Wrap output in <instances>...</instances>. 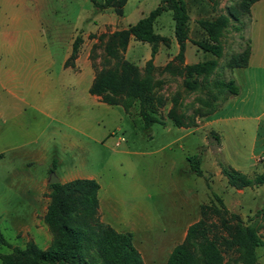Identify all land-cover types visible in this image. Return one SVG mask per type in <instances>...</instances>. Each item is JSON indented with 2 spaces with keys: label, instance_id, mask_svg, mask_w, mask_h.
Wrapping results in <instances>:
<instances>
[{
  "label": "crops",
  "instance_id": "obj_1",
  "mask_svg": "<svg viewBox=\"0 0 264 264\" xmlns=\"http://www.w3.org/2000/svg\"><path fill=\"white\" fill-rule=\"evenodd\" d=\"M45 1L0 0V167L6 162L12 166L11 162L19 159L30 172L23 171L20 175L11 167V176L28 179L24 187V192L28 194L25 197L26 218L19 220L20 227L16 231L23 242L19 247L28 240L40 244V249L47 248L50 243L51 234L43 222V215L49 202L47 175L52 169L60 182L74 178L96 180L99 184V220L116 231L131 233L133 246L139 252L142 264H165L172 248L185 237L187 227L199 219V205L210 199L206 186L203 197L197 193L196 175L189 171L186 159L189 152H200L201 164L205 155L211 152L210 146L213 143L215 145V140L209 135L212 130L219 137L216 148L220 157L224 150H228V138L235 136L247 147L243 152L245 156L237 154L236 159L249 165L245 163L241 167L229 164L242 173H246L245 168L264 153V49L255 53L254 42L249 39L247 64L227 70L226 78L234 80L238 93L229 96L216 109L205 110L200 116L194 115L193 123L188 126H175L167 117L154 122L165 132L175 128L173 137L165 144L176 143L178 149L182 150L179 158H174L170 152L162 155L154 172L149 170L146 151L139 150L136 147L138 145L131 147L134 143H128L122 135L116 137L112 141L115 148L111 152L127 156L125 158L128 161V156L134 160L129 161L132 168L130 180H121L123 186L119 188L112 182L100 181V167L103 164L98 168L94 160L98 157L100 147L106 148L107 143L99 134L98 126L93 124L98 110L120 113L118 108H113L118 105L106 104L88 93L94 77L88 53L79 48L71 63L65 64L71 53L75 33L78 32L77 27L72 23L68 25L59 60L49 54L29 56L34 53L30 43L17 40L20 22L36 23L38 19L40 25L50 24L46 15L42 18ZM30 36L31 32L27 30L24 37L29 40ZM166 37L169 46H159L152 56L148 46L138 66H143L151 58L155 67H161L173 58L178 50L173 36V22L170 34ZM132 41L134 43L136 40L129 38L124 53L132 46ZM187 42L183 64L195 63L197 59L190 60ZM193 51L196 55L197 49ZM84 92L87 94L86 106ZM53 96H61V99ZM25 114H29L31 120L27 139L19 143L1 141L5 124L13 122L15 125L9 124V128L21 127ZM197 132L203 136V143L198 145L193 139ZM120 137L123 140L116 144ZM187 137L190 138L188 151H183L181 140ZM147 139H152L151 133L147 134ZM214 163V174L226 183L217 161ZM30 169L35 172L32 173ZM201 171L200 178L205 174V170ZM236 191L241 193L243 189ZM222 201L228 209L223 198ZM8 217L12 219L17 216L11 214Z\"/></svg>",
  "mask_w": 264,
  "mask_h": 264
},
{
  "label": "trees",
  "instance_id": "obj_2",
  "mask_svg": "<svg viewBox=\"0 0 264 264\" xmlns=\"http://www.w3.org/2000/svg\"><path fill=\"white\" fill-rule=\"evenodd\" d=\"M90 1L96 9L112 7L117 15H121L126 0ZM255 1L257 0H239L234 8L235 13L196 20L205 37L190 41L213 57L195 63L183 64L185 42L189 40V17L184 4L179 0H160L133 24L100 33L98 40L102 47L103 63L95 72L88 93L97 96L101 102L120 106L128 115L135 112L143 128L147 129L159 121L156 108L163 104V100L155 93L154 88L157 85L155 73L162 70L181 76L184 90L203 91V95L197 98L200 107L207 108V111L216 109L229 96L238 93V86L233 79L215 73L216 58L222 53L221 36L228 29L229 15L238 22L235 30H242L238 18L242 14L248 16L249 7ZM163 11H170L177 53L160 68L155 67L149 58L139 69L123 56L128 40L132 37L136 41L147 43L151 56L156 52L159 42L166 45L167 38L153 30L155 19ZM237 38L239 50L228 55L224 61V68L227 70L247 64L249 39L242 41V33ZM79 42V37L73 40L71 53L65 64L71 63L76 56ZM170 101L166 117L175 126L191 125L193 116L182 110L178 91L171 96ZM203 114L204 112L200 115ZM209 135L213 137L217 147L218 135L212 130ZM186 159L189 171L201 176L200 152L187 156ZM219 159L217 163L228 186L243 189L264 184V171L253 172L248 176ZM261 164L264 167V153ZM47 187L49 202L43 222L51 234L48 247L40 249L32 241H27L22 247L10 246L0 233V244L10 247L9 252L0 253V264H142L140 254L133 246L131 233L116 231L99 220V184L96 180L74 178L50 183ZM206 187L210 192L209 201L199 205V219L187 227L185 237L172 248L165 264H226L225 254L232 255V261L238 264H262L256 254V248L262 244L257 228L251 223H243L237 214L229 211L222 198L211 191L208 182ZM253 215L264 218V200Z\"/></svg>",
  "mask_w": 264,
  "mask_h": 264
},
{
  "label": "rangeland",
  "instance_id": "obj_3",
  "mask_svg": "<svg viewBox=\"0 0 264 264\" xmlns=\"http://www.w3.org/2000/svg\"><path fill=\"white\" fill-rule=\"evenodd\" d=\"M98 2L103 0H96ZM185 6L188 14V39L199 40L205 37L203 31L199 28L196 20L199 18L209 19L218 14H226L234 12V8L237 6L239 0H179ZM126 2V1H125ZM160 0H128L122 7V14L117 15L112 7H106L104 9H96L93 7L90 0H46L43 3L42 18L46 15L50 24L43 23L40 25L37 19L36 23L20 22L17 29V40L24 41L31 46L30 49H34V53H30L29 56H46L51 55L55 59L62 57L63 51V38L67 32L69 24H74L77 27L76 37L80 38L78 49H82L85 53H88L87 58L91 63V67L95 72L102 66L103 52L101 43L98 40L100 33H108L115 29L126 27L128 24H133L137 19L145 16L151 9H153ZM240 28L242 30H235V26L238 22L234 20L232 15H229L228 29L221 36L222 53L216 58L217 66L215 73L227 77V69L224 68V61L228 55L239 50L238 35L242 33L243 40L246 38L254 42L255 53H260L264 49V0H259L256 3L250 5L249 14L240 15L238 18ZM172 27V19L170 11H163L153 24V30L166 37L170 34ZM31 32L29 40L24 37L26 31ZM167 38V37H166ZM168 40V38H167ZM188 40L187 52L190 60L197 59L201 61L213 57L208 52H203L193 45ZM169 41V40H168ZM35 43V45L33 44ZM169 43V42H168ZM158 43L159 46L165 48L169 44ZM132 46L128 49V52L123 53L125 59L133 62L135 65H140L146 55L147 43H139V41L131 42ZM191 48V49H190ZM194 48L197 49L196 55H194ZM144 65V64H143ZM141 69L143 66H138ZM162 67V66H161ZM160 68V67H157ZM229 71V70H228ZM235 72V71H234ZM235 74V73H234ZM155 79L157 82L154 88L155 93L163 100V104L156 108V117L159 120L166 119V110L171 105L170 98L175 92H179L181 95L182 110L189 116L202 114L207 108H202L197 102V98L203 95L201 90L186 91L182 87V81L179 75L175 73H169L162 70H157L155 73ZM211 79V78H210ZM209 79V80H210ZM55 88V87H54ZM84 92L85 106L88 104ZM54 98L61 99V96H53ZM120 113L114 111L106 113L103 110H98L97 115L94 116L93 124L98 126L99 134L104 139V143H107L106 148L100 147L98 157L94 160V164H98L100 167V181L112 182L114 185L122 188L123 179L129 178V173L132 172L131 162H134L133 157H129V161L125 158L127 156L112 153V141L119 135H122L128 143H134L139 150L146 151V160L148 162L149 170L156 171V165L160 161L162 155L170 152L174 158H179L182 150H179L176 143H168L174 135V127L171 132L163 131L162 127L156 123L152 124L149 128L145 129L135 112L132 115H128L117 106ZM23 124L18 128H9V124L15 125L13 122H7L2 131L1 141L16 142L19 143L23 139H27L29 134V128L31 120L29 114H25L23 118ZM55 123H53L54 125ZM118 129H117V128ZM9 128V129H8ZM112 132V134H110ZM152 134V139H147V134ZM10 136V137H8ZM190 138L181 140V144L184 145L183 151H188L187 144ZM194 143H203L202 134L196 133ZM85 140L87 138L85 137ZM192 141V140H190ZM229 142L228 150H224L221 156L223 160L231 165L244 167V164L248 162H242L237 160V154H243L247 148L244 144L240 143L239 138L233 137L226 140ZM164 145V146H162ZM163 147V148H162ZM211 152L205 155L200 168L205 170V174L200 178L196 176L197 193L202 197L206 192V182H208L211 191L217 194L225 200L228 210L237 214L243 223H251L257 228V233L262 242L256 248V254L258 261L264 264V218L258 216L254 217V212L260 207L264 200V184L256 187H246L239 193L235 188L226 185L224 181H220L214 174V161L220 160L219 152L214 143L210 146ZM181 151V152H180ZM54 153V151H53ZM190 155H193L189 152ZM188 155V156H190ZM86 159V158H85ZM222 160V161H223ZM262 157L252 163L248 168H245L244 174L251 176L253 172H262L264 167L261 164ZM12 166L9 163H4L0 167V233L10 246H21L20 234L17 235V229L20 227L18 222L22 218H26L27 202L24 187L27 186V178L23 176H11V167L15 168L16 172L23 171L30 173L26 166L19 160L15 159L12 162ZM251 163V162H250ZM122 164V166H120ZM14 165V166H13ZM126 166V167H125ZM57 168V174L58 172ZM30 171L34 173V169ZM39 172V170H37ZM53 173L55 177L56 173L50 171L47 175ZM99 173V172H98ZM125 173V174H123ZM58 178V177H57ZM14 214L17 217L10 219L8 215ZM22 238L25 236L22 234ZM23 241V240H22ZM31 241V240H28ZM27 241H24L26 243ZM40 247V244H37ZM10 251V247L5 244H0V253H7ZM233 256L225 254L226 264H238L232 261Z\"/></svg>",
  "mask_w": 264,
  "mask_h": 264
},
{
  "label": "water",
  "instance_id": "obj_4",
  "mask_svg": "<svg viewBox=\"0 0 264 264\" xmlns=\"http://www.w3.org/2000/svg\"><path fill=\"white\" fill-rule=\"evenodd\" d=\"M47 182H48V184L55 183V182H59V179L57 177H55L53 175V173H50Z\"/></svg>",
  "mask_w": 264,
  "mask_h": 264
},
{
  "label": "built area",
  "instance_id": "obj_5",
  "mask_svg": "<svg viewBox=\"0 0 264 264\" xmlns=\"http://www.w3.org/2000/svg\"><path fill=\"white\" fill-rule=\"evenodd\" d=\"M123 140V138L122 137H120L118 140H117V142H116V144H118L120 141H122Z\"/></svg>",
  "mask_w": 264,
  "mask_h": 264
}]
</instances>
